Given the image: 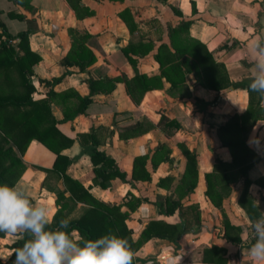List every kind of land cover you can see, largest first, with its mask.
Returning <instances> with one entry per match:
<instances>
[{"label":"crops","instance_id":"crops-1","mask_svg":"<svg viewBox=\"0 0 264 264\" xmlns=\"http://www.w3.org/2000/svg\"><path fill=\"white\" fill-rule=\"evenodd\" d=\"M123 10L136 26L132 32L119 16ZM181 19L190 20L188 35L205 46L212 59L223 66L228 82L237 86L219 91L203 88L189 73L182 91L169 93L168 82L161 78L160 88L145 91L136 102L127 91L135 71L122 48L138 41L151 42V51L131 57L138 73L158 75L153 50L160 43L168 44V30ZM69 28L89 35L83 45L95 60L83 71L61 61L70 49ZM22 31H27L29 50L39 56L31 68L29 82L34 90L30 96L38 100L49 91L55 93L48 98L51 114L58 121L55 128L70 140L61 150L67 157L66 175L94 199L119 205L127 215L124 224L132 241L150 221L176 229L174 239L152 235L144 240L134 252V264H264L254 261L247 251L254 243L248 238L250 224L264 216V96L260 95L259 116L245 138V145L256 156L247 171V192L258 211L254 219H249L238 204L243 178L232 167L230 153L216 135L229 116L247 109L245 84H250L258 58L253 44L256 40L264 43V0H70V4L67 0H22V5L0 0V40L6 39L5 34L16 36ZM17 42L18 38L8 40L20 53ZM60 75L54 85L41 81ZM89 80L94 81L92 87ZM132 87L137 96L139 86ZM63 92L68 96H61ZM72 93L88 97L82 112H74L79 103ZM250 100L256 106L257 93H252ZM66 114L73 115L62 120ZM167 121L178 127L167 125ZM92 129L99 141L96 150L113 160L126 181L114 177L105 188L94 182L87 155L91 144L81 136ZM183 149L193 154L195 162L196 178L189 192L185 186L192 178L183 175ZM16 154L22 167L12 185H25L35 204L48 207L51 218L56 208L54 191L68 195L61 180L44 171L51 169L54 153L31 139L22 154ZM143 155L147 158L142 168L149 178L131 179L133 158ZM217 163L222 168H217ZM206 173L213 175L217 189L224 183L222 175L230 178V192L222 196L218 206L204 195ZM81 207L78 203L68 217L77 216ZM156 230L162 229L152 232ZM224 232L239 240H229ZM70 235L79 238L75 230ZM20 238L19 233H1L0 262L6 261L11 244ZM211 246L223 250L218 262L215 256L202 259L203 249Z\"/></svg>","mask_w":264,"mask_h":264},{"label":"trees","instance_id":"trees-1","mask_svg":"<svg viewBox=\"0 0 264 264\" xmlns=\"http://www.w3.org/2000/svg\"><path fill=\"white\" fill-rule=\"evenodd\" d=\"M14 1L22 5V0ZM67 1L70 4V0ZM72 6L77 12L76 6ZM119 16L125 22L129 32H132L136 26L130 18H127V16L129 17L127 10L120 12ZM189 23V19H181L176 26L168 30V44L160 43L154 48L152 55L158 65V75L146 77L138 73L135 70L136 61L131 57L132 54L143 55L151 51L153 49L151 42L138 41L129 43L122 48L121 51L135 71L128 80L127 91L136 102L145 91L160 88L161 78L168 82L169 93L173 94L175 91H182L185 75L189 73L193 75L195 82L203 88L219 91L228 86H237L228 82L223 66L212 59L205 46L188 35ZM67 32L70 49L61 61L66 66L74 65L80 71H83L95 60L92 52L83 45V41L89 35L86 32L71 28ZM26 36L27 31H22L16 36L5 34L6 39L0 40V184L12 185L19 169L22 167L16 153L22 154L28 142L31 139H36L55 155L51 169H44V171L51 172L57 179H60L65 191L68 193V195H64L59 190L54 191L56 208L50 218L52 221L50 224L51 229H55L60 220L66 219L70 221L71 231L75 230L79 238L94 240L111 232L127 238L133 252L144 240L152 235L169 240L174 239L177 236L175 228H170V226L158 221H150L141 232L139 238L136 241H132L130 231L124 224L127 215L125 212L120 211L119 205L108 204L94 199L78 181L66 175L67 157L61 153V150L70 144V140L61 135L55 128V124L58 121L52 116L48 103V98L53 97L55 93L49 91L45 98L38 100H33L30 96L34 90V87L29 82V78L32 75L31 68L39 60V56L29 50L26 44ZM14 38H18L16 46L20 53H17L14 47L8 43V40ZM65 73H68V71ZM62 76L41 81L47 85H54ZM93 82L92 80L88 81L90 87H92ZM134 85L139 86L137 96H135L132 87ZM245 90L249 94L247 109L240 115L233 114L229 116L216 129V135L220 145L228 149L232 167L243 178L238 204L249 219H254L258 216V211L247 192L250 184V180L247 178V171L252 166L256 156L245 145V138L249 128L259 116L261 109L259 108L260 95L257 94L256 106H253L250 96L254 92H249L248 84H245ZM60 95L67 97L68 92H63ZM71 96L76 98L79 103L74 112H82L88 97L81 98L75 93H72ZM71 115L66 114L62 120L68 119ZM166 124L169 126L173 125L174 128L178 127L173 121H167ZM81 136L87 137L91 144L87 155L96 177L94 182L105 188L111 178L118 177L120 180L126 181L127 178L124 172L116 167L113 160L103 152L96 150L95 146L99 142L96 131L92 129L86 135L83 134ZM183 153L186 158L183 175H189L192 178L185 186V191L189 192L193 188L196 178L195 162L191 152L183 149ZM146 158L147 156L145 155L133 158L131 179L149 178L142 168ZM217 168H222V165L217 163ZM222 179L224 183L219 185L217 189L213 175L211 173L204 174V195L214 206H218L222 196H227L230 192L228 187L230 178L222 175ZM78 203L82 204L79 214L75 217H68V214ZM156 228L162 230L152 232V229ZM224 235L233 242L239 240L238 238L228 237L226 232H224ZM29 238L26 234H21V238L11 244L12 252L10 256L5 262H0V264H13L15 250L21 247ZM222 251L212 246L209 249L205 248L203 249L202 259L206 261L207 255L215 256L214 259L218 262ZM132 264H134V259Z\"/></svg>","mask_w":264,"mask_h":264},{"label":"clouds","instance_id":"clouds-1","mask_svg":"<svg viewBox=\"0 0 264 264\" xmlns=\"http://www.w3.org/2000/svg\"><path fill=\"white\" fill-rule=\"evenodd\" d=\"M258 53L249 92L264 96V43L256 40ZM258 206V202H257ZM50 211L35 204L29 189L17 182L0 184V232L26 234L29 239L15 250L13 264H132L134 252L127 238L108 233L97 239H73L70 221L62 219L50 228ZM248 238L254 241L248 255L257 262L264 261V216L250 224Z\"/></svg>","mask_w":264,"mask_h":264},{"label":"built area","instance_id":"built-area-1","mask_svg":"<svg viewBox=\"0 0 264 264\" xmlns=\"http://www.w3.org/2000/svg\"><path fill=\"white\" fill-rule=\"evenodd\" d=\"M263 159H264V157H263Z\"/></svg>","mask_w":264,"mask_h":264}]
</instances>
